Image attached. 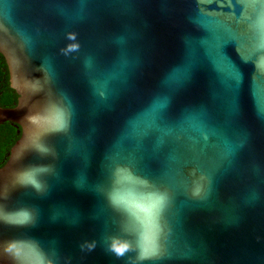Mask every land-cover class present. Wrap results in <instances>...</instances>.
<instances>
[{
	"label": "water",
	"instance_id": "1",
	"mask_svg": "<svg viewBox=\"0 0 264 264\" xmlns=\"http://www.w3.org/2000/svg\"><path fill=\"white\" fill-rule=\"evenodd\" d=\"M264 10L0 0V264H264Z\"/></svg>",
	"mask_w": 264,
	"mask_h": 264
},
{
	"label": "snow or ice",
	"instance_id": "2",
	"mask_svg": "<svg viewBox=\"0 0 264 264\" xmlns=\"http://www.w3.org/2000/svg\"><path fill=\"white\" fill-rule=\"evenodd\" d=\"M245 2H255L261 5L262 10H264V0H245ZM260 75L264 79V63L260 65Z\"/></svg>",
	"mask_w": 264,
	"mask_h": 264
}]
</instances>
